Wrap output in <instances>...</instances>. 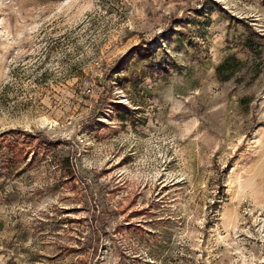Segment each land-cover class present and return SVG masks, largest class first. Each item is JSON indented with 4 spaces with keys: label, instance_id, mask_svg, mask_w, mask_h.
I'll use <instances>...</instances> for the list:
<instances>
[{
    "label": "rangeland",
    "instance_id": "obj_1",
    "mask_svg": "<svg viewBox=\"0 0 264 264\" xmlns=\"http://www.w3.org/2000/svg\"><path fill=\"white\" fill-rule=\"evenodd\" d=\"M0 264H264V0H0Z\"/></svg>",
    "mask_w": 264,
    "mask_h": 264
},
{
    "label": "trees",
    "instance_id": "obj_2",
    "mask_svg": "<svg viewBox=\"0 0 264 264\" xmlns=\"http://www.w3.org/2000/svg\"><path fill=\"white\" fill-rule=\"evenodd\" d=\"M14 144L13 145L11 144L10 146H11L12 156L14 157V160H15V156L17 157L18 156V152L21 151V150L18 149V147L16 146V143H14Z\"/></svg>",
    "mask_w": 264,
    "mask_h": 264
}]
</instances>
